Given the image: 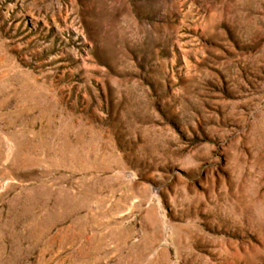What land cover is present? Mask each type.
I'll return each mask as SVG.
<instances>
[{"label":"rangeland","instance_id":"1","mask_svg":"<svg viewBox=\"0 0 264 264\" xmlns=\"http://www.w3.org/2000/svg\"><path fill=\"white\" fill-rule=\"evenodd\" d=\"M0 264H264V0H0Z\"/></svg>","mask_w":264,"mask_h":264}]
</instances>
